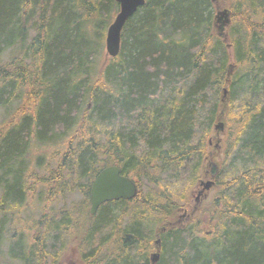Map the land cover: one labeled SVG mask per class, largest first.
Listing matches in <instances>:
<instances>
[{
    "label": "trees",
    "instance_id": "obj_1",
    "mask_svg": "<svg viewBox=\"0 0 264 264\" xmlns=\"http://www.w3.org/2000/svg\"><path fill=\"white\" fill-rule=\"evenodd\" d=\"M213 4L145 0L99 63L115 0H0V264H61L70 249L76 264H152L155 250V264H264V0H228L232 59ZM108 165L137 194L91 214ZM206 177L194 209L188 188Z\"/></svg>",
    "mask_w": 264,
    "mask_h": 264
},
{
    "label": "water",
    "instance_id": "obj_2",
    "mask_svg": "<svg viewBox=\"0 0 264 264\" xmlns=\"http://www.w3.org/2000/svg\"><path fill=\"white\" fill-rule=\"evenodd\" d=\"M119 9L115 14L113 20L108 25L105 33V51L106 55L109 57L116 56L120 51L121 43V31L128 20L137 9L142 6L145 0H115ZM221 17H224L223 24L229 22L228 10L223 9L217 12ZM218 14L216 19H218ZM221 37H226L224 32H218ZM230 47V44L226 45ZM227 94V89L223 88L221 102L225 99ZM214 129L219 131L223 129V123L219 121L214 125ZM217 146V145H216ZM212 180L199 181L201 189L199 193L203 190H208L213 185ZM137 185L129 177L122 175L120 169L116 165H108L102 168L93 178L91 185L89 187V212L94 214L98 207L107 201L117 200V199H131L137 194ZM156 245H159V240H156ZM159 258V253L154 252L151 255V262L155 264ZM67 264H75L73 262H68Z\"/></svg>",
    "mask_w": 264,
    "mask_h": 264
},
{
    "label": "rangeland",
    "instance_id": "obj_3",
    "mask_svg": "<svg viewBox=\"0 0 264 264\" xmlns=\"http://www.w3.org/2000/svg\"><path fill=\"white\" fill-rule=\"evenodd\" d=\"M214 4H213V17L215 18L216 15L218 14L217 12L219 10H223V9H227L228 10V18H229V22L227 24H223V20L224 17H221L218 14V19L215 18V24H214V33L217 32H224L225 35L227 36L223 38L224 41H227L226 43H230V41H228V37H229V28H230V24H231V16H230V11L228 8V0H213ZM107 29V28H106ZM106 33V31H105ZM104 40H105V35H104ZM228 49V53L230 55V59H232L233 56V52H232V47L230 45V47H227ZM102 51V56L99 57V63H103L104 62V56L106 55V51H105V43L103 41V47L101 49ZM9 57V53L5 54L2 57V60H6ZM226 88V87H224ZM222 96V95H221ZM3 110L4 109H0V120L2 119L3 116ZM229 112V93L226 94L225 99L221 102V109H220V114H219V118L217 119V121L214 123V125L216 123H218L219 121H221L223 123V129H220L219 131L213 130L214 129V125L212 130L210 131L209 134V138L212 139V144L209 145L208 149H207V153L209 154V157L212 158H216L217 160H222L225 155H224V142L227 139V134H228V130L226 128L224 119L227 118ZM216 131V132H215ZM217 145V146H216ZM215 155V156H214ZM210 159V161H211ZM214 161V159H212ZM201 179H198V182H194L187 191V194L189 195L190 198V202L191 205H193L194 209L195 208H200L202 203H204L206 201V199H209L211 193H212V187L213 185L210 187V189L208 190H203L199 193L201 186L199 185V181ZM203 181H207V180H211L208 177L202 179ZM81 198V195L78 192H74V193H69L66 194L64 196V198H61L58 200L56 204V207L58 206H63V207H69L70 205H72L73 203H77L78 200ZM189 213L186 210H177L176 213L173 216V219L175 223H184V221L187 220ZM161 228H166L165 225L160 226ZM156 234V232H155ZM77 255L74 252L73 249H70L64 256V258L62 259V263L61 264H67L68 262H73L76 264V260ZM2 264H21V262L19 260H12L7 258L5 255H3V262Z\"/></svg>",
    "mask_w": 264,
    "mask_h": 264
},
{
    "label": "bare ground",
    "instance_id": "obj_4",
    "mask_svg": "<svg viewBox=\"0 0 264 264\" xmlns=\"http://www.w3.org/2000/svg\"><path fill=\"white\" fill-rule=\"evenodd\" d=\"M113 18H114V17H113ZM226 39H227V36H226ZM227 44H230V43H226V45H227ZM213 130H215V129H213ZM215 132H216V131H215ZM208 143H209V145L212 144V139H211V138H208ZM116 166H117V165H116ZM105 167H106V166H105ZM103 168H104V167H103ZM101 169H102V168H101ZM101 169H100V170H101ZM119 169H120V168H119ZM100 170H99V171H100ZM99 171H98V172H99ZM98 172H97V173H98ZM120 173H121V172H120ZM122 175H124V174H122ZM125 176H128V175H125ZM129 177H130V176H129ZM130 178H131V177H130ZM131 179H132V178H131ZM132 180H133V179H132ZM133 181H134V180H133ZM134 182H135V181H134ZM90 185H91V184H90ZM135 196H136V195H135ZM135 196H134V197H135ZM132 199H133V198H132ZM172 222H174V221H172ZM174 223H175V222H174ZM176 224H182V223H176ZM165 229H166V228L163 229V228H161V227L158 228V230H160V231H164ZM157 233H158V231L156 230V234H157ZM156 234H155V236H156ZM154 252H158V253H159L158 250H155V251H153L152 253H154ZM152 253H151V255H152Z\"/></svg>",
    "mask_w": 264,
    "mask_h": 264
},
{
    "label": "flooded vegetation",
    "instance_id": "obj_5",
    "mask_svg": "<svg viewBox=\"0 0 264 264\" xmlns=\"http://www.w3.org/2000/svg\"><path fill=\"white\" fill-rule=\"evenodd\" d=\"M156 236H157V234H156ZM157 238V237H156Z\"/></svg>",
    "mask_w": 264,
    "mask_h": 264
}]
</instances>
